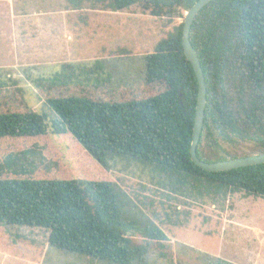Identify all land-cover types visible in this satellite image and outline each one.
<instances>
[{"label":"trees","instance_id":"trees-1","mask_svg":"<svg viewBox=\"0 0 264 264\" xmlns=\"http://www.w3.org/2000/svg\"><path fill=\"white\" fill-rule=\"evenodd\" d=\"M92 1L112 11L136 5L155 18L182 19L145 55L144 83L114 89L105 78L96 84L48 85L43 90L48 112L0 111V140L64 135L104 166L108 159L129 156L158 167L171 189L203 204L236 192L264 198V162L209 172L190 159L198 87L181 38L184 13L197 0ZM189 38L207 95L196 154L205 162L236 158L214 138L216 129L236 128L226 100L213 91L223 79L222 66L235 54L247 80L264 88V0H211L195 16ZM257 139L263 153L264 138ZM14 163L11 156L0 161V224L26 228L30 235L43 229L52 246L119 264L140 256L142 261L129 236L168 239L110 178L47 176L24 167L9 173Z\"/></svg>","mask_w":264,"mask_h":264},{"label":"rangeland","instance_id":"rangeland-1","mask_svg":"<svg viewBox=\"0 0 264 264\" xmlns=\"http://www.w3.org/2000/svg\"><path fill=\"white\" fill-rule=\"evenodd\" d=\"M8 6L15 13H28L42 26L35 29V36H24L36 50L22 51L15 44L19 34L12 28L19 20L4 19L9 36L0 37V111L48 112L43 90L63 81L96 84L109 78L114 89L144 83L145 55L182 19L155 18L136 5L112 11L92 0H9ZM66 29L71 41L63 35ZM58 46L67 48L62 52L64 64L56 59L62 55ZM39 47L47 50L39 55ZM236 55L222 66L223 79L213 91L226 100L236 131L216 129L214 138L228 156L240 157L263 150L257 137L264 138V88L247 80ZM8 156L15 162L9 173L24 167L47 176L94 175L118 184L143 217L153 220L168 238L129 236L143 253L142 261L140 256L131 264H213L215 259L218 264H264V198L236 192L217 204H203L171 189L158 167L129 156L108 159L104 166L64 135L2 139L0 161ZM3 231L0 264H18L20 255L38 256L41 264H119L47 244L43 229L33 235L26 232L28 236L17 233V239L10 235L17 230L0 226Z\"/></svg>","mask_w":264,"mask_h":264},{"label":"water","instance_id":"water-1","mask_svg":"<svg viewBox=\"0 0 264 264\" xmlns=\"http://www.w3.org/2000/svg\"><path fill=\"white\" fill-rule=\"evenodd\" d=\"M210 1L211 0H197L188 10L185 11L183 17L181 43H182L183 54L185 58L190 62L194 70L197 79V87H198L196 105H195V115H194L193 127H192V140L190 144V159L194 164H196L198 167L202 168L205 171L218 172V171H225L242 166L263 163L264 152L257 154H250L247 156H240L236 158H227L224 160L213 161V162H205L199 159L196 154V147L198 145L202 131V126H203L204 109H205L207 95H206V83H205L203 70L201 68V64L197 52L193 48L190 42L189 32L195 16L198 14L200 9Z\"/></svg>","mask_w":264,"mask_h":264},{"label":"crops","instance_id":"crops-1","mask_svg":"<svg viewBox=\"0 0 264 264\" xmlns=\"http://www.w3.org/2000/svg\"><path fill=\"white\" fill-rule=\"evenodd\" d=\"M3 3H4V7H3ZM8 4H9V0H0V37H1V39L4 40L5 36H9L8 21H4V19L7 20L8 18L9 19L11 18L14 20V18H15V19L19 20L17 26L14 25V23L12 24V28L15 27L16 29L15 28L14 29L19 34V37H17V41H15L16 42L15 44H17L19 46V49L22 51L36 50V48L33 44L31 46L26 44L24 36L25 35H31L32 37L35 36L37 34L35 29H37V28L40 29L42 24L38 23L39 26H37V22L33 20V17L31 15H29L28 13H26L22 10L18 13H15L14 7L11 8L10 6H8ZM9 8L11 9V11L9 10ZM63 13H66V12L64 11ZM55 15H56V12L53 13V16H55ZM68 33L70 34V32L66 29L63 32V35L66 36ZM66 39H68V41H71V38L69 39L67 36H66ZM58 47L60 48V49L58 48L59 54H62V52H66V50H67L66 46L65 47L58 46ZM39 49H40L39 55H41L44 50H47V49H44L42 47H39ZM64 54L65 53L60 55L59 58H56L57 60L59 59L58 62L62 61L61 63H63V64L66 62L65 61L66 55H64ZM0 226H2L4 228L11 227L12 229L17 230L15 233H14V231L10 232V235L11 236L15 235L16 239L18 238L17 233L21 234V236H25V234H23L24 228H21L22 229L21 230V229H18L17 227L15 228L14 226H5L3 224H0ZM3 233H4V231L1 232L0 235H3ZM20 256L18 259L19 262L17 261L18 264L19 263H21V264H41L40 258L38 256L37 257H26L23 255H20Z\"/></svg>","mask_w":264,"mask_h":264}]
</instances>
